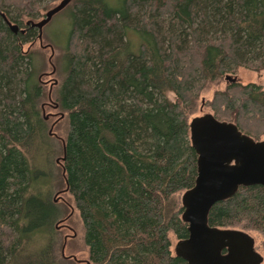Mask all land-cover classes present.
<instances>
[{
  "label": "trees",
  "instance_id": "obj_1",
  "mask_svg": "<svg viewBox=\"0 0 264 264\" xmlns=\"http://www.w3.org/2000/svg\"><path fill=\"white\" fill-rule=\"evenodd\" d=\"M0 0V264H58L56 204L35 165L49 156L43 97L26 23L50 5ZM57 1V0H51ZM56 108L68 117L62 168L89 264H189L170 233L189 236L179 193L194 186L189 122L200 93L240 66L264 68V0H71ZM26 28L14 33L4 16ZM170 94H173L172 98ZM213 115L264 137V89L238 80L214 93ZM64 157V158H63ZM209 224L264 238V187L217 202ZM5 227L16 235L7 243ZM46 243L37 244L43 233Z\"/></svg>",
  "mask_w": 264,
  "mask_h": 264
},
{
  "label": "water",
  "instance_id": "obj_2",
  "mask_svg": "<svg viewBox=\"0 0 264 264\" xmlns=\"http://www.w3.org/2000/svg\"><path fill=\"white\" fill-rule=\"evenodd\" d=\"M70 1L60 0L43 19L26 24L38 28L41 39L43 26ZM3 16L14 33L26 31ZM226 79L237 80L230 74ZM189 129L198 155V174L194 186L182 195V218L188 224L189 236L177 241L175 253L189 264H261L263 256L248 232L212 226L209 214L217 202L232 197L242 186L264 187V139L256 140L234 122L213 114L194 116Z\"/></svg>",
  "mask_w": 264,
  "mask_h": 264
},
{
  "label": "rangeland",
  "instance_id": "obj_3",
  "mask_svg": "<svg viewBox=\"0 0 264 264\" xmlns=\"http://www.w3.org/2000/svg\"><path fill=\"white\" fill-rule=\"evenodd\" d=\"M60 0H41L40 5H50L49 9L58 4ZM48 10L42 11L39 16L33 18L34 21L43 19ZM69 7L63 8L56 13L51 20L46 23L42 30V38L39 36L32 43H25L24 50H31L33 53V66L36 80L39 81L43 89V97L39 100V109L46 118L48 145L51 148L49 156L39 157L36 164L40 170L46 174L36 178L37 187L45 198H49L56 206L58 216L54 224L55 232L53 242L58 264H89L88 247L84 240V226L78 209L75 206L72 195L67 192L64 173L62 168V156L64 140L68 133V117L64 111L56 108L57 93L65 76L63 72V53L67 32L69 29ZM38 29V28H37ZM39 31V29H38ZM40 33V31H39ZM232 77L243 83H258L264 89V68L255 70L250 67L240 66L237 72L230 73ZM228 84L227 79L211 84L200 93L197 110L191 116H202L213 114L208 105V101L218 90H224ZM173 98L174 95L170 94ZM262 137L260 140H263ZM61 159V160H60ZM59 160V161H58ZM184 192L179 193L181 200ZM247 232V231H246ZM255 240L256 250L263 256L264 264V238L256 231H248ZM15 231L11 227H5L2 233L4 240L9 243L15 238ZM172 251L178 239L171 232ZM37 244L46 243L49 239L44 232L41 239L37 238Z\"/></svg>",
  "mask_w": 264,
  "mask_h": 264
},
{
  "label": "flooded vegetation",
  "instance_id": "obj_4",
  "mask_svg": "<svg viewBox=\"0 0 264 264\" xmlns=\"http://www.w3.org/2000/svg\"><path fill=\"white\" fill-rule=\"evenodd\" d=\"M61 160V159H60ZM59 161V160H58Z\"/></svg>",
  "mask_w": 264,
  "mask_h": 264
}]
</instances>
